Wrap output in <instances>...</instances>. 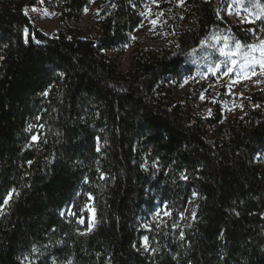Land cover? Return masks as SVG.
Here are the masks:
<instances>
[{
    "label": "trees",
    "instance_id": "1",
    "mask_svg": "<svg viewBox=\"0 0 264 264\" xmlns=\"http://www.w3.org/2000/svg\"><path fill=\"white\" fill-rule=\"evenodd\" d=\"M89 1L64 0L60 21L78 22ZM94 1L95 35L48 37L21 3L0 0V264H264V167L254 164L264 88L221 125L175 102L171 85L215 57L208 38L240 53L253 37L245 28L264 38V0L240 1L259 14L244 29L221 0H186L169 44L135 51L124 72L108 54L148 0ZM159 8L179 20L171 0ZM87 196L96 225L83 233L60 211ZM193 198L188 226L152 230L140 249L139 220L155 199L180 215Z\"/></svg>",
    "mask_w": 264,
    "mask_h": 264
},
{
    "label": "rangeland",
    "instance_id": "2",
    "mask_svg": "<svg viewBox=\"0 0 264 264\" xmlns=\"http://www.w3.org/2000/svg\"><path fill=\"white\" fill-rule=\"evenodd\" d=\"M14 1L22 4V11L30 23L45 36L55 37L60 32H72L82 37L95 35V16L98 8L94 0L89 1L78 22L68 23L59 19V8L64 0ZM161 1L148 0L143 6L141 22L128 34L127 43L121 49L108 54L117 59L119 72L127 69L135 51L167 45L171 41L173 30L180 25L182 28L186 0H171L178 11V21L174 17L166 18L159 8ZM240 1L221 0L219 11L223 12L230 24L243 26L244 29V26L254 24L259 14ZM245 29L253 36L248 46H256L258 49L261 46L260 42L264 40L259 36L262 32L255 34L253 28ZM24 36L27 38V33ZM31 39L35 40L33 35ZM205 45L209 51L216 52L215 57L213 59L199 57L197 70L193 69L182 75L178 82H171L173 98L180 105L190 108L194 117H212L218 114L219 124L224 125L242 114L244 101L249 99L254 91L264 88V66L261 63L260 51L252 47H247L245 52L240 53L226 43L218 42L214 37L208 38ZM221 49L225 52L234 51L236 55H222ZM233 60L236 61L234 64ZM29 130L32 131L31 140L36 141L43 133V125L39 122L30 124ZM143 164L146 167L151 163L144 161ZM254 164L264 167V156L256 155ZM78 195L79 193L76 198ZM6 199L8 201L9 196ZM74 201L63 207L60 214L73 221L79 231L91 232L96 225L92 198L87 196L85 200ZM194 203L193 198L187 203L182 214L175 215L166 203L155 199L152 208L146 214H142L139 220L143 232L140 249L145 251L150 249L149 232L152 230L164 227L175 231L188 226L194 217Z\"/></svg>",
    "mask_w": 264,
    "mask_h": 264
},
{
    "label": "snow or ice",
    "instance_id": "3",
    "mask_svg": "<svg viewBox=\"0 0 264 264\" xmlns=\"http://www.w3.org/2000/svg\"><path fill=\"white\" fill-rule=\"evenodd\" d=\"M259 18V17H257ZM260 47L257 49L256 46H248V47H252L254 50H259L260 51V54H261V63H262V66H264V40H262L260 42ZM241 47V45L239 43L236 44V48L239 49ZM221 54L222 55H225V56H235L236 53L234 51H228V52H225L223 49H221ZM233 64L236 62L235 60L232 61ZM33 139H35V137H33ZM182 178L184 179H187V176H184L182 174ZM14 191V190H13ZM11 195V193L9 194ZM7 199H4L3 200V204H7ZM63 214V213H62ZM146 239V238H145ZM69 264H71V262L69 261Z\"/></svg>",
    "mask_w": 264,
    "mask_h": 264
}]
</instances>
